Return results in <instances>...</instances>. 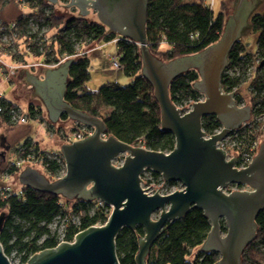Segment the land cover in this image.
I'll list each match as a JSON object with an SVG mask.
<instances>
[{"label":"water","instance_id":"obj_1","mask_svg":"<svg viewBox=\"0 0 264 264\" xmlns=\"http://www.w3.org/2000/svg\"><path fill=\"white\" fill-rule=\"evenodd\" d=\"M45 1L51 5L58 3ZM147 2L69 0L63 7L78 9L80 17L93 11L98 22L112 34L138 45L140 74L153 87L161 129L173 136L174 147L163 153L130 146L112 136L103 139L106 127L101 119L64 101L71 60L47 69L42 78L33 77L24 69L50 122L56 124L66 115L71 122L91 128L93 133L81 141L60 145L65 163L61 178L50 181L36 169L26 167L19 174L20 184L67 201H100L111 208L104 225L83 230L73 242L40 251L29 257L26 264H119L116 238L122 229L136 227L143 229L144 236L138 241L135 264H145L161 230L168 223L181 220L192 208L201 210L209 222L210 230L201 250L217 253L219 260L215 264H241L244 250L255 240V220L264 211V143L249 166L241 170L234 168L235 157L226 161L225 153L216 149L215 144L251 117L249 106L239 107L233 93L222 92L221 76L228 66L229 51L241 38L257 0L235 2L217 42L201 52L167 62L148 49ZM190 70L198 74L193 88L204 96V101L192 104V110L182 115L170 100L169 85ZM209 116L215 117L223 129L204 140L201 121ZM120 156H124L122 164L116 167L113 162ZM145 170L160 175L166 182L181 184L182 190L167 196H148L140 187V176ZM230 185L246 186L249 190L226 194L224 190ZM1 222L2 219L0 227ZM0 264H11L1 244Z\"/></svg>","mask_w":264,"mask_h":264},{"label":"trees","instance_id":"obj_2","mask_svg":"<svg viewBox=\"0 0 264 264\" xmlns=\"http://www.w3.org/2000/svg\"><path fill=\"white\" fill-rule=\"evenodd\" d=\"M60 1L67 3L69 0ZM11 2L17 3V0H0V12ZM24 2L30 12L20 14L10 21L17 25L15 48L11 47L16 49L17 53L23 51V54H26L25 48L33 46V43L28 45L27 38H37L41 31L42 52L47 60L51 58L59 60L64 55L71 57L76 53L77 47L87 52L88 45L93 43L120 39L115 38L114 34L98 20L80 16L67 18L66 13L60 12L56 5H51L45 0ZM226 2H222L221 11L214 15L211 6L204 4L203 0H148L146 39L150 53L167 62L196 54L217 42L224 23L232 12ZM33 9L36 15L32 13ZM30 22L37 25L35 35L30 34ZM246 29L253 35L252 48L250 49L248 43L242 39L233 45L224 72L236 68L239 75L236 76L235 71L234 76L222 73L221 87L226 91L234 88L238 91L241 84H247V90L251 93L247 103L251 108L252 118H255L264 113V12L252 13ZM21 40L25 41V47L20 44ZM115 44L121 68L129 76L134 77L132 83L124 87L106 84L97 92L86 91L83 88L90 78L87 53L71 59L64 101L74 109L101 119L106 127V137L112 136L130 146L169 153L174 147V138L161 129L160 108L154 98L153 87L140 74L142 64L139 47L134 42L123 39ZM30 52L39 55L38 48H31ZM9 54L13 59L16 57ZM248 64L253 66L252 76L249 82L243 83L242 78ZM197 80L198 74L194 70L172 80L169 85V97L175 106L189 100H197L201 96L193 88ZM240 99L239 95L236 96L237 104ZM16 107L18 106L14 102L0 93V123L5 122L8 126H14L10 121V112ZM27 111L29 120L44 122L47 113L41 105L35 106L30 103ZM65 122L71 121L66 115H62L55 126L61 138L63 137L61 132H69L61 126ZM202 123V128L207 132H213L221 126L212 116L205 117ZM31 143V140H27L19 146L15 159L18 158V149L24 148L27 152ZM34 146L37 153L48 152L40 149L37 143ZM43 164L45 177L50 176L51 181L52 177H60L62 170L57 161L45 157ZM13 165L9 164V173L19 172ZM168 184L178 185L172 182ZM2 191L1 189L0 244L8 258L15 253L21 262H27L32 255L56 246V233L51 230L50 225L58 216L60 219L66 217L68 225L66 241L71 242L77 231V226L72 223L74 218L78 220L79 228L85 230L92 226L104 225L110 215L108 207L104 205L99 207L96 202L87 203L79 200L70 202L60 196L38 192L29 187L10 189V192L4 195H1ZM255 222L256 237L244 250L241 264H264L262 249L264 211L259 213ZM59 226L60 223L57 224L56 230ZM221 228L225 232L223 223ZM209 230L210 225L203 212L192 208L181 220L168 223L161 230L159 239L145 259V264H215L219 260L218 254L201 250ZM143 236L144 231L141 227L134 230L124 228L120 231L115 241L119 264H135L138 241Z\"/></svg>","mask_w":264,"mask_h":264},{"label":"built area","instance_id":"obj_3","mask_svg":"<svg viewBox=\"0 0 264 264\" xmlns=\"http://www.w3.org/2000/svg\"><path fill=\"white\" fill-rule=\"evenodd\" d=\"M17 3L22 7V8H28V6L26 5V3L24 2V0H17ZM203 3L206 5H210L212 3V0L207 1V0H203ZM33 14L35 13V10H32ZM4 24V23H3ZM0 24V55H3V58H8L10 59V66H7L6 63L3 61V59H0V72H1V79L3 80V82H9L12 77L16 74V70H24L28 67L29 69V65L31 64V66L33 68H38L39 70L42 69H52V68H56L58 67L60 64L64 63L67 60H71L72 58H76V57H82L84 55H86L87 53H89V51L84 52L82 51L81 47H77L76 49V53L69 57L64 55L62 58L58 59H54L51 58L49 60H47V57H45L44 53L42 52V31L40 34H38L37 38H27L28 40V45L33 43L32 47H27L26 48V54L23 55V58L21 60H17L15 61L13 58L10 57V54L15 55V50L14 49V44L16 43L15 39L16 36L18 35L17 32V25L15 22H10L8 24ZM30 30L32 35H35L34 33L37 32V25H35L34 23L30 22L29 24ZM122 39V38H120ZM120 39H116L113 42L117 43L119 42ZM126 40V39H123ZM43 41H45V39H43ZM129 41V40H128ZM136 44V43H135ZM137 45V44H136ZM14 48H11V47ZM138 46V45H137ZM20 48V47H19ZM31 48H38L39 49V55L36 56L34 53H31L30 50ZM10 49V50H8ZM12 51V52H10ZM26 57H31V58H26ZM36 58L40 59V62L37 63H29L28 59H33L34 61H36ZM23 61V62H22ZM258 61H256L257 63ZM112 64L113 67L115 69H120V63H119V56L116 52L115 56L112 59ZM253 70V66H251L250 64L247 65V70L245 75L242 78V82H249L252 76V71ZM233 71L236 72V76H238V72L236 71V68L231 70V71H223L224 75H230V76H234ZM251 90V89H250ZM223 93H228L231 94L233 93L234 95V99L236 98V96H238L237 94V89L234 88L230 91H226L222 89ZM201 95V94H200ZM204 101V96L201 95L197 100H189L184 102L183 104H180L177 107V109L180 110L181 114H187L189 113V111L192 110V104H196L199 102H203ZM237 103V102H236ZM239 105V104H237ZM243 105H239V107H242ZM28 112V111H27ZM27 112H24L19 106L16 107L15 109L11 110L10 112V121L12 124L14 125H26L28 123V116H27ZM204 119V118H203ZM202 119V120H203ZM202 121H201V126H202ZM40 127H42L45 131H52V129H50L45 122H41L40 123ZM46 127V128H45ZM223 129V126L221 125L219 128L215 129L213 132H207L205 131L203 128H201L202 133H204L203 139L204 140H209L211 139V136H215L217 134H219ZM93 133V130L91 128H88L86 126H82L80 124H76L74 123V127L69 130V132L65 133V132H61L62 134V139H63V144H72L74 142H78L81 141L85 138H87L88 136H90ZM256 135V137L254 136ZM103 139H106L107 137L105 135L102 136ZM264 140V113L257 115L255 118H252L251 120H249L248 122L242 124L238 129H235L233 131L230 132V134H228L225 138H223L222 140L216 142L215 147L216 149H220L221 151H223L226 155V161H230V159L235 157V162H234V168L237 170H241V169H245L249 166V164L252 162L253 157L256 156L257 151L260 147L261 142ZM34 142L32 141V143L29 146V149L26 151V149L24 148H19L18 149V154H20V156L17 154V159L16 162L13 165V168L18 169L19 172L21 171V169H23L26 166H34V165H38L40 167H42V169H44V164H43V159L46 158H50V159H54L55 161H57V164L59 166H61V170L62 173L60 175V177L55 178L52 177L53 181L57 180L59 178H61L64 173H65V163L64 160L60 154V152H44V153H37L35 151V146H34ZM124 156L118 160L116 159L113 164L116 167H119L122 164ZM48 180H50V176L46 177ZM141 189L145 190L143 191L145 194H147L148 196H152L154 195V193H158L161 196H167L170 195L176 191H180L182 190V186L181 184L177 183L178 185H169V182H166L162 179V177L160 175H157L155 173H153L150 170H145L141 176ZM51 181V180H50ZM235 186L234 188H231ZM237 185H230L227 187V189H225V193L229 194L231 192L234 191H246L243 190L242 188H236ZM147 189V190H146ZM158 190V191H157ZM157 191V192H156ZM10 192V188H6L5 190H3L1 192V195H4L5 193ZM97 203V206H103L104 204L100 201H95ZM73 224L75 226H77V231L76 233H74L73 239L71 242H73L75 236L82 232L83 230L79 228V222L76 218H74L72 220ZM60 223L59 228L56 230L57 224ZM50 228L53 232L56 233V246L60 243L63 242H68L66 241V229L68 228L67 225V219L66 217L64 219H60V216H58L55 221L50 225ZM10 260V259H9ZM20 261V259H19ZM11 264L12 261L10 260ZM19 264H26L27 262H18ZM17 263V264H18Z\"/></svg>","mask_w":264,"mask_h":264},{"label":"rangeland","instance_id":"obj_4","mask_svg":"<svg viewBox=\"0 0 264 264\" xmlns=\"http://www.w3.org/2000/svg\"><path fill=\"white\" fill-rule=\"evenodd\" d=\"M207 1H210V0H207ZM225 1H227L226 2L227 5L233 11L234 4L237 0H212L211 8H212L214 15H217L221 11L222 2H225ZM11 3L12 5L21 7L18 3H14V2H11ZM68 3L69 1L67 3H64L63 1L58 0V3L56 4V8L59 9L60 12L66 13L67 18L73 17V16L74 17L79 16V13L75 8L62 7V6H67ZM256 3L257 4L252 13L255 14V13L264 12V0H257ZM7 7L8 6H6L5 8ZM9 7L7 9L4 8L5 9L4 13L5 12L7 13L11 10ZM17 11H18V14L19 13H22V14L29 13L28 9H24V8H18ZM86 17L91 20H97L94 12H89ZM0 22L2 23L1 19H0ZM8 23H10V21L4 22V24L3 23L2 24L5 25ZM246 28L243 30L240 39L247 42L248 47L251 49L253 35L251 34L250 30ZM114 36L115 38L119 37L118 35H114ZM24 42H25L24 40L20 41V44L22 45V47H25ZM87 49L89 51L87 58L89 62L90 78L86 82L85 87L83 89H85L88 92H97L101 86L106 85V84H117L119 86L124 87L132 83L133 78H134L133 76H129L123 68L115 69L113 67L112 59L115 56L116 50H117V46L113 41H109V42L102 41L100 43H93L91 45H88ZM16 53L17 52H15L16 57H14V60L15 61L21 60L24 55L23 51L20 52L21 54L19 52L17 54ZM26 58H31V57H26ZM0 59L1 60L3 59L6 65L10 66L11 64L10 59L3 58V55H0ZM28 62L37 63V62H40V59L36 58V61H34L33 59H28ZM26 70L27 72L32 73V72H35L33 70H39V69L33 68L30 64L29 69L27 67ZM16 71H17L16 74L12 77L11 81H9V82H12V84H10L9 82H3L0 76V93L4 95L8 100L14 102L24 112H27L28 104L30 103L35 106L41 105V107L45 109L41 99L36 95L32 87L31 88L28 87V84L26 81L27 78H26L25 70L20 69ZM0 75H1V72H0ZM237 94L241 97L239 105L240 106L243 105L242 107L249 106L247 102L249 101L251 97V93L247 90V84H241L239 90L237 91ZM251 119H252V116L250 117V120ZM44 122L50 129H52V131H48V130L45 131L42 127H40V122L36 119L29 120L26 126L19 127V128H12V129L5 122L0 123V190L1 189L5 190L6 188H10L12 190H18L21 188L22 185L19 182V174L26 167H30V166H26L23 169H21L20 172H14V173H9L8 167H9V164L15 163L16 150L19 146L24 144L25 141L30 140V139H36L38 141V145L39 144L41 145L39 147H41L43 151H48L51 153L60 151V145L63 144V140L55 130V126L57 123L54 124L50 122L48 120L47 114H46V118ZM69 124H72V123L65 122L61 126H64L65 129L68 130ZM261 143H264V140ZM122 157L123 156H120L118 160H120ZM3 158L5 159V162L3 161ZM32 168L36 169L37 171L43 174L42 167L38 165H34L32 166ZM234 187L235 186L231 188H234ZM236 188H242L243 190H249L248 187L246 186L237 185ZM70 202H73V201H70ZM109 212H111V208H109ZM157 217H158V213L153 216L154 219H157ZM262 249L264 250L263 247ZM9 259L12 261V264H17L18 262H20L19 257L15 253H12Z\"/></svg>","mask_w":264,"mask_h":264},{"label":"crops","instance_id":"obj_5","mask_svg":"<svg viewBox=\"0 0 264 264\" xmlns=\"http://www.w3.org/2000/svg\"><path fill=\"white\" fill-rule=\"evenodd\" d=\"M7 6L9 7V6H11V7H9L11 10L9 11V12H5L4 13V10L5 9H7V8H5V9H3L2 11H1V13H0V15H1V17H0V19H1V21L2 22H8V21H11V20H13V19H15L18 15H20V14H22V13H19L18 14V11H17V9L18 8H22V7H17V6H15V5H12V3H9V4H7ZM14 7V8H13ZM24 9H28V12H30V9L29 8H24ZM54 69V68H53ZM47 69H42V70H40V72L42 73V77H43V75H44V72L46 71ZM33 71H35V72H27L28 74H32V76L33 77H35L36 76V72H38L39 70H33ZM41 77V78H42ZM26 78H27V74H26ZM38 78V77H37ZM27 84H28V87H29V83H28V81H27ZM28 124V123H27ZM26 124V125H27ZM26 125H14V126H10L11 127V129L12 128H19V127H23V126H26ZM73 126H74V124L72 123V124H69L68 125V127H69V129L68 130H71L72 128H73ZM31 141H33V142H35V143H37L38 144V141L36 140V139H30ZM40 143V142H39ZM38 146H41L40 144L38 145ZM40 149H41V147H40ZM3 161L5 162V159L3 158Z\"/></svg>","mask_w":264,"mask_h":264},{"label":"flooded vegetation","instance_id":"obj_6","mask_svg":"<svg viewBox=\"0 0 264 264\" xmlns=\"http://www.w3.org/2000/svg\"><path fill=\"white\" fill-rule=\"evenodd\" d=\"M76 9V8H75ZM78 11V9H76ZM93 12V11H90ZM79 13V12H78ZM35 77H42V73L40 71L36 72V76ZM28 83H29V87L31 88L32 85L30 84V82L32 81L31 79H27ZM33 89V87H32ZM34 90V89H33Z\"/></svg>","mask_w":264,"mask_h":264}]
</instances>
